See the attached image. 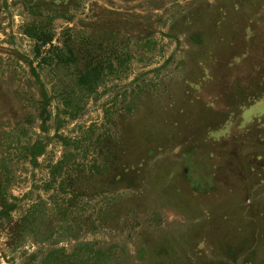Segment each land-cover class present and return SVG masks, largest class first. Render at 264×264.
I'll return each mask as SVG.
<instances>
[{
	"label": "rangeland",
	"instance_id": "obj_1",
	"mask_svg": "<svg viewBox=\"0 0 264 264\" xmlns=\"http://www.w3.org/2000/svg\"><path fill=\"white\" fill-rule=\"evenodd\" d=\"M32 24L70 33L75 63H39ZM0 180V226H28L14 251L0 232V264L55 242L90 243L88 264H264V0H0Z\"/></svg>",
	"mask_w": 264,
	"mask_h": 264
},
{
	"label": "trees",
	"instance_id": "obj_2",
	"mask_svg": "<svg viewBox=\"0 0 264 264\" xmlns=\"http://www.w3.org/2000/svg\"><path fill=\"white\" fill-rule=\"evenodd\" d=\"M23 33L34 40L36 56H40L39 63L43 64H52L55 66H69L71 63H75L77 60L75 52L71 46L73 41L70 33L66 36L67 38H63V40L58 41V44H53L52 41L54 39V34L48 31L46 28L28 25L23 29ZM87 42V41H86ZM83 43V49L85 52L90 53L88 43ZM46 46L47 48L44 52L40 51V47ZM88 56V55H87ZM105 66L104 61L93 58L92 56H88L83 59V66L79 69L77 77H76V85L79 89L93 91L97 86L98 82L101 80ZM107 69H111L110 65ZM109 71V70H108ZM32 72L34 69L32 68ZM35 77L38 79V75L35 74ZM71 99L69 97L66 98L65 105L68 107ZM73 116V115H71ZM13 204L8 202V199L4 192V186L0 180V224L3 225L4 219H9V212ZM27 216H23L20 220V224L22 221H26ZM0 226V232L4 233L6 236L5 245L6 248H10V251H14L18 249L24 239H26L25 235L28 226ZM44 239H48V236H44ZM90 246L88 242H78L73 245L70 251H66L64 247H57L56 242L51 243L46 249H38L36 251H32L30 253L22 252L20 256V260L17 264H88V261L81 259H77L81 248H85ZM91 251V249H90ZM76 257V260L74 258ZM5 259L4 252H0V259ZM10 261L11 264H16L12 259L6 260Z\"/></svg>",
	"mask_w": 264,
	"mask_h": 264
}]
</instances>
